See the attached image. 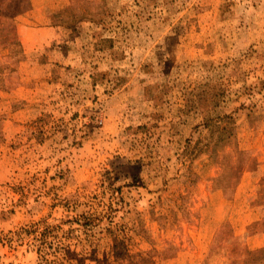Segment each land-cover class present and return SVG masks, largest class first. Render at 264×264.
I'll list each match as a JSON object with an SVG mask.
<instances>
[{"label":"rangeland","instance_id":"rangeland-1","mask_svg":"<svg viewBox=\"0 0 264 264\" xmlns=\"http://www.w3.org/2000/svg\"><path fill=\"white\" fill-rule=\"evenodd\" d=\"M262 231L264 0H0V264H264Z\"/></svg>","mask_w":264,"mask_h":264},{"label":"crops","instance_id":"crops-1","mask_svg":"<svg viewBox=\"0 0 264 264\" xmlns=\"http://www.w3.org/2000/svg\"><path fill=\"white\" fill-rule=\"evenodd\" d=\"M31 30H34L36 31L37 29L35 28H29L28 30H25V32L28 33V31H31ZM23 38H21V43L23 46H25V48H32V47H28L27 45V39H26V34L23 32ZM247 243L249 244L250 247H257V246H263L264 247V231H262L260 234L257 233V234H253L251 236H249L247 238Z\"/></svg>","mask_w":264,"mask_h":264}]
</instances>
